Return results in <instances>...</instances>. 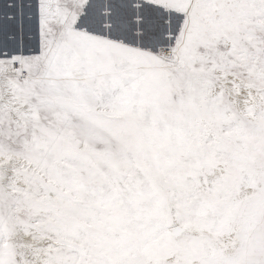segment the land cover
Instances as JSON below:
<instances>
[{
	"label": "snow or ice",
	"instance_id": "obj_1",
	"mask_svg": "<svg viewBox=\"0 0 264 264\" xmlns=\"http://www.w3.org/2000/svg\"><path fill=\"white\" fill-rule=\"evenodd\" d=\"M0 264H264V0H0Z\"/></svg>",
	"mask_w": 264,
	"mask_h": 264
}]
</instances>
